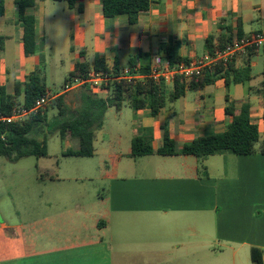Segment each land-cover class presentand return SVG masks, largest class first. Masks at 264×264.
<instances>
[{"label": "crops", "instance_id": "0c3cea01", "mask_svg": "<svg viewBox=\"0 0 264 264\" xmlns=\"http://www.w3.org/2000/svg\"><path fill=\"white\" fill-rule=\"evenodd\" d=\"M3 1L0 87L14 95L16 83L25 82L30 74L44 79L40 50L46 37V13L56 1L39 0L26 10L36 19L37 52L29 57L17 21L19 0ZM60 8L53 17L68 75L82 55L91 67L103 58L112 70L116 63L127 68L130 59L142 52L150 56L151 66L155 55L165 58L161 48L177 37L180 55L192 61L207 54V39L224 33L226 27L234 33L240 27L245 36L264 31V0H151L150 9L133 25L127 16L105 17L98 0H82L74 9L67 3ZM64 59L57 64H66ZM241 61L236 60L237 68ZM251 68V80L228 88L225 78H218L197 90H187L156 116L150 107L135 110L129 106V150L112 154L111 148H101L105 156H114L117 171L105 176L107 193L99 194L100 203L86 204L88 194H76L74 209L66 210L71 212L72 229L52 243L42 240V250L15 235L14 230L22 226L8 225L0 216V264H252L253 248L262 251L264 263V49L256 52ZM47 92L55 98L67 94L64 86L60 92L48 88ZM93 92L108 97L105 90ZM227 96L230 102L251 105V122L260 133L255 153L225 152L202 160L182 154L132 155L131 144L138 136L151 137L156 152L165 134L181 148L199 137L226 132L232 121L226 114ZM102 129L96 133L94 155ZM74 140L78 150L79 140ZM48 156L49 152L40 158ZM40 177L55 180L48 171ZM82 177L75 176L74 181ZM115 221L118 260L113 245L116 234L111 231ZM138 240L141 243L134 250L126 248V241Z\"/></svg>", "mask_w": 264, "mask_h": 264}, {"label": "trees", "instance_id": "16d2710c", "mask_svg": "<svg viewBox=\"0 0 264 264\" xmlns=\"http://www.w3.org/2000/svg\"><path fill=\"white\" fill-rule=\"evenodd\" d=\"M39 0H19L16 2L17 21L23 29V45L26 56H33L37 52L36 19L27 15L28 8L35 7ZM66 2L70 9L82 0H54ZM102 4L105 17L127 16L130 24H136L139 16L147 12L151 7V0H98ZM80 11L82 7L80 6ZM4 15V1L0 0V17ZM219 36H210L206 41L208 53H214L216 48L223 49L232 44L236 39L247 37L243 35L241 28L235 33L230 27L224 29ZM1 40V39H0ZM181 41L172 37L161 48V53L172 66L182 62L189 63L188 58L180 55ZM3 46L0 45V52ZM256 52L247 51L237 55L228 62H220L212 72H206L194 77L187 82L181 76H177L171 87L165 82H157L150 75V56L138 52L130 59L127 68L132 70L139 65V73L145 78L137 82L126 80H114L104 90L108 92L106 99L93 92L89 85L80 87L77 94V103L67 100V94L55 98L49 106L57 107L58 113L48 120L45 111L29 116L22 122H8L0 120V156L11 163H16L28 157H45L48 155L46 137L59 134L61 139L72 138L79 140L78 150H66L64 155L76 157H91L94 155V141L96 133L102 129L105 117L110 108L120 111L124 106H130L135 110L150 107L154 116L158 115L162 108L185 96L187 90H197L218 78H225L226 86L239 84L252 79L251 61ZM241 59L242 66L236 67V60ZM110 72L103 58H97L91 67L84 59L79 60L73 71L66 78L65 84L70 81L82 79L89 70ZM116 75L122 70L116 63L114 67ZM131 73H135L131 71ZM47 93L44 79L37 73L27 76L23 83H16L14 95L7 93L5 87H0V118L9 116L15 106L23 105L32 107L35 102ZM23 96V101L19 97ZM226 114L232 117L226 132L221 134L199 137L181 148L167 134L163 138L161 147L155 152L152 140L149 136H138L133 139L131 153L136 157H143L157 153L159 155H190L199 160L209 156L231 152L236 155H248L256 152V145L260 140L257 125L251 122V105L249 102H230ZM52 122V125H50ZM206 175V173L204 172ZM252 264H264L263 253L260 249L251 250Z\"/></svg>", "mask_w": 264, "mask_h": 264}, {"label": "rangeland", "instance_id": "374dc122", "mask_svg": "<svg viewBox=\"0 0 264 264\" xmlns=\"http://www.w3.org/2000/svg\"><path fill=\"white\" fill-rule=\"evenodd\" d=\"M55 5L54 7L50 4L46 13V37L40 50L44 61L40 69L47 88L57 93L63 90L68 77V64L64 59V53H60L62 38L59 37L57 21L53 17L55 12L61 11L60 7L66 5V2L56 1ZM52 25H55V28H50ZM55 29L58 39L54 38ZM61 59H64L66 64H57ZM66 93L69 102L77 103L78 89ZM44 111L48 115V120L58 113L56 106H48ZM131 120L132 111L129 106H124L120 112L115 108L109 109L99 135L98 153L90 158L63 156L64 151L75 150L78 145L74 139H61L59 134H50L46 137L49 152L46 158L28 157L11 163L0 156V216L8 225L23 227L14 230L18 238L28 240L31 247L42 250L44 249L42 240L52 243L55 239L62 238L65 231L72 229L70 225L72 218L68 216L71 212L66 210L74 209L77 202L74 199L76 194L86 192L88 194L86 204L100 203L99 194L105 196L107 193L108 182L105 176L114 175L117 171L114 156H105L101 149L102 145L111 148L112 154L128 151ZM45 171L53 175L55 180H50L49 177V179L45 177L46 180L41 178V173ZM75 176H83L84 179L76 182ZM116 226L115 221L111 231L116 234L113 245L115 258L118 260L119 242ZM137 243H141V240L126 241V248L134 250Z\"/></svg>", "mask_w": 264, "mask_h": 264}, {"label": "built area", "instance_id": "2783aa9c", "mask_svg": "<svg viewBox=\"0 0 264 264\" xmlns=\"http://www.w3.org/2000/svg\"><path fill=\"white\" fill-rule=\"evenodd\" d=\"M264 49V31L255 32L247 37L236 39L232 44L225 48H216L214 53H207L204 56L194 59L189 63L182 62L172 66L169 61L160 55H155L150 66V75L157 82L173 83L177 76H181L185 81L189 82L196 76H201L206 72H212L220 63H226L237 55L245 54L249 50L255 52ZM140 66H136L132 70L129 68L122 69L119 75H116L112 69L110 72L97 71L91 68L87 75L82 79L70 81L64 85V92L72 89L89 85L92 89L104 90L114 81L126 80L128 82H137L144 79L145 76L139 73ZM134 71L135 73H131ZM50 92L40 97L32 107L23 105L15 106L9 116H2L0 120L8 122H22L29 116L44 111L55 99Z\"/></svg>", "mask_w": 264, "mask_h": 264}, {"label": "clouds", "instance_id": "9594fccd", "mask_svg": "<svg viewBox=\"0 0 264 264\" xmlns=\"http://www.w3.org/2000/svg\"><path fill=\"white\" fill-rule=\"evenodd\" d=\"M52 13V12H51ZM51 13H49V15L51 14ZM55 25H52V26H50V28H52V27H54ZM55 28V27H54ZM61 35H63V33H61ZM54 38H57L58 39V37H57V35H56V29H55V36H54Z\"/></svg>", "mask_w": 264, "mask_h": 264}]
</instances>
